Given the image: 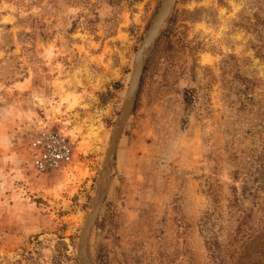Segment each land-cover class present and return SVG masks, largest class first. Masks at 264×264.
Returning a JSON list of instances; mask_svg holds the SVG:
<instances>
[{"label": "rangeland", "instance_id": "rangeland-1", "mask_svg": "<svg viewBox=\"0 0 264 264\" xmlns=\"http://www.w3.org/2000/svg\"><path fill=\"white\" fill-rule=\"evenodd\" d=\"M161 2L0 0V200L3 130L22 155L20 193L38 188L31 227L24 206L6 220L0 211V264H80L134 56ZM43 127L74 147L49 173L30 153ZM112 172L88 238L95 264H264V0H174Z\"/></svg>", "mask_w": 264, "mask_h": 264}, {"label": "water", "instance_id": "water-1", "mask_svg": "<svg viewBox=\"0 0 264 264\" xmlns=\"http://www.w3.org/2000/svg\"><path fill=\"white\" fill-rule=\"evenodd\" d=\"M174 5V0H162L161 5L153 18L149 28L147 29L144 37L142 38L138 49L134 56L132 73L129 80V87L126 91L120 112L114 122L112 128V135L110 137L109 145L106 149L105 156V168L108 173V179L105 189L102 195H98L92 198V210L87 215V218L82 227L80 234L79 244V261L80 264H95L88 253V238L92 227L98 217L103 200L112 185L114 174L112 172V162L114 161V155L116 153L119 140L123 133V130L133 113L136 105V101L140 92L142 78L145 70L146 61L152 44L157 38L161 28L168 19ZM102 181H100L99 186Z\"/></svg>", "mask_w": 264, "mask_h": 264}, {"label": "crops", "instance_id": "crops-1", "mask_svg": "<svg viewBox=\"0 0 264 264\" xmlns=\"http://www.w3.org/2000/svg\"><path fill=\"white\" fill-rule=\"evenodd\" d=\"M9 131L8 134H12V132ZM15 132L16 131H14V134ZM8 134L5 130L2 131V200H0L2 207L0 208V211L2 212L3 220H6L7 218H11L10 215H12V213L14 215L17 211L23 212L25 210L23 208L24 206L29 212L27 213L28 210H25L23 217L27 220L26 225L31 227L32 224H34V219L38 218L37 216L32 217L30 214V212H36V202L31 199L33 195L34 197L37 196L38 188L32 181H28L30 187L28 185L26 187L27 189H30V193L29 190H26V194L20 193L22 192L21 187L23 185L25 186V183L23 184L21 181H17V179L22 180L25 176V173L21 171V169H23L22 159H20L22 158V155L17 154L16 149L13 148V143L12 146L10 145V142L7 143L8 138L10 140ZM12 138H15V136H12ZM6 147L9 148V150H7ZM15 156L18 158L16 161ZM24 180H27L26 177ZM3 226L9 227L5 224ZM33 227L36 228L35 226Z\"/></svg>", "mask_w": 264, "mask_h": 264}, {"label": "built area", "instance_id": "built-area-1", "mask_svg": "<svg viewBox=\"0 0 264 264\" xmlns=\"http://www.w3.org/2000/svg\"><path fill=\"white\" fill-rule=\"evenodd\" d=\"M30 153L36 170L49 173L73 161L74 147L67 135L43 127L31 140Z\"/></svg>", "mask_w": 264, "mask_h": 264}, {"label": "trees", "instance_id": "trees-1", "mask_svg": "<svg viewBox=\"0 0 264 264\" xmlns=\"http://www.w3.org/2000/svg\"><path fill=\"white\" fill-rule=\"evenodd\" d=\"M246 238H248V237H246ZM245 242H246V240H245Z\"/></svg>", "mask_w": 264, "mask_h": 264}]
</instances>
